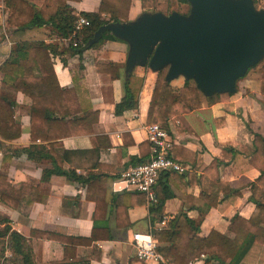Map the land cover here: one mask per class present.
Instances as JSON below:
<instances>
[{
    "label": "crops",
    "instance_id": "0c3cea01",
    "mask_svg": "<svg viewBox=\"0 0 264 264\" xmlns=\"http://www.w3.org/2000/svg\"><path fill=\"white\" fill-rule=\"evenodd\" d=\"M100 1L79 0L68 4L79 14L96 12ZM2 9V15H7L3 3ZM140 9V2L133 1L128 21L136 20L141 14ZM11 34L17 36L13 30ZM21 38L59 44L58 52L52 58L59 86L71 87L73 74L82 79L93 110L98 111V120L93 125L94 134L63 138L61 146L54 149L63 158L65 170H74L88 182H73L65 176L52 175L50 191L44 202H34L31 206L23 203L18 210L0 202V218L9 220L12 229L25 237L29 236L31 229L89 237L92 228L100 225L108 230L111 239L95 242L96 248L78 246L76 252L79 257L89 260L90 264H144L134 255L133 235L149 232V206L145 203L126 209L125 205L116 208L110 196L122 198L127 203L129 199H125V195L135 191L125 188L121 174L149 158V147L141 149L140 145L147 142L144 127L148 124L147 111L156 73L146 66L133 67L130 73L143 78L137 105L117 115L114 108L124 96L123 82L127 71L129 45L125 41H104L94 48H86L79 58L66 50L67 41L57 39L49 27L28 30ZM13 42L8 40L6 47H2L3 42H0V61L8 55ZM104 63L116 65L119 78L112 80L109 74L98 72L96 66ZM1 79L0 72V83ZM183 83V77L172 81L177 88ZM259 83V67L250 69L237 81L235 92L227 100L203 105L168 122L167 131L174 142L172 156L190 165L192 170L184 176L160 174V183L166 182L173 194L162 206V214L169 220L179 214L191 218L198 229L193 243L211 230L231 236L228 226L235 215L249 218L254 211V204L248 200V185L258 177L259 172L247 168L244 160L235 162L227 158L228 163L218 167L219 180L233 189H241L242 195L224 197L220 192L218 204L210 208L200 197V187L193 174L201 176L214 158L221 157L223 148L235 143L250 147L253 133L264 136V96L260 93ZM29 108L30 99L18 93L14 113L22 133L17 140L4 143L0 148V164L3 155H12L7 170L8 182L15 188L22 186L23 190H27L24 185L28 178L38 180L42 171L51 167L49 159L36 163L25 154L17 153L30 146L38 148L45 145V142L30 141ZM95 200L100 206L96 211ZM31 247L36 264H48L63 258L62 245L56 241L31 239ZM92 253L94 256L91 257ZM202 263L201 259L188 262ZM240 264H264V245L253 244Z\"/></svg>",
    "mask_w": 264,
    "mask_h": 264
},
{
    "label": "trees",
    "instance_id": "16d2710c",
    "mask_svg": "<svg viewBox=\"0 0 264 264\" xmlns=\"http://www.w3.org/2000/svg\"><path fill=\"white\" fill-rule=\"evenodd\" d=\"M70 1L79 0H3V6L7 11L6 25L19 36H23L28 30L49 27L57 39H68L66 50L77 54L79 58L86 48H94L104 41H123L110 32H104L98 42L88 45L94 32L101 25L127 22L131 3L135 0H101L96 12L79 14H76L68 4ZM137 1L140 2L142 9H155L163 15L179 12L180 4L188 3L186 0H164L158 4L155 0ZM255 3L256 0H253V4ZM78 16L86 18L89 25L75 31ZM74 42L76 45H73ZM58 45L43 40L21 38L13 42L8 55L0 61L2 74L0 148L4 143H10L21 136V125L15 120L14 113L17 94L21 93L30 99V141L45 142V145L38 148L30 146L17 153L25 154L28 159L36 163L44 158L51 162V167L42 171L40 179L28 178L24 185L27 190H23L22 186L15 188L8 182L7 170L12 155H3L0 164V202L15 210H18L23 203L31 206L34 202H44L50 191L49 181L52 175L65 176L73 182H88V179L77 175L74 170H65L63 158L54 152L56 147L61 146L63 138L94 134L93 125L98 120V111L93 110L87 87L82 79L73 74L71 87L59 86L52 62V58L58 52ZM258 64L250 67L249 70ZM258 66L259 90L264 96V64ZM96 68L100 73L109 74L112 80L119 78L118 68L113 63L98 64ZM166 72L167 68L155 72L156 79L147 111V123H159L165 130L168 129L169 120L203 105L227 100L233 94L214 93L207 96L192 80L187 79H184L183 85L177 88L172 85L173 80L166 79ZM142 84L143 78L126 71L123 82L124 96L115 105V114H121L137 105ZM140 147L147 149L149 145L146 142ZM227 158L235 162L244 160L247 168H254L259 172L258 177L248 185V200L254 204V211L249 218L235 215L228 226L231 236L211 230L205 237L193 243L198 229L191 218L180 214L169 220L162 229H157L156 226L163 215L162 206L173 196L166 182L160 183L158 177L154 186L157 201L148 205L150 231L157 239L158 251L167 260V264H188L194 259H201L202 264H240L253 244L264 245V136L253 133L250 147L235 143L234 146L223 148L221 157L214 158L201 176L193 174L200 187V197L207 208L218 204L220 192L224 197L242 195L241 189H233L228 183L219 180L218 167L227 164ZM86 197L88 198V195ZM127 198L129 201L125 203L122 198L110 196L116 208L119 205H125L126 209L129 206L145 204L141 192L127 193L125 199ZM99 208V201L95 200V211ZM104 229L100 225H95L89 237L66 236L53 231L31 229L29 236L25 237L12 229L9 220L0 218V260L7 259L5 252L8 249L10 251L8 259L11 262L36 264L31 239H41L56 241L63 248V258L59 261H50L48 264H90L89 260L77 255V247L96 248L95 242L111 239L112 236L107 229L105 234L102 233Z\"/></svg>",
    "mask_w": 264,
    "mask_h": 264
},
{
    "label": "water",
    "instance_id": "95a60500",
    "mask_svg": "<svg viewBox=\"0 0 264 264\" xmlns=\"http://www.w3.org/2000/svg\"><path fill=\"white\" fill-rule=\"evenodd\" d=\"M189 14L143 13L136 20L98 27L129 45L126 69L167 68L166 79L192 80L205 95L234 93L237 81L264 58V9L253 0H186Z\"/></svg>",
    "mask_w": 264,
    "mask_h": 264
},
{
    "label": "built area",
    "instance_id": "2783aa9c",
    "mask_svg": "<svg viewBox=\"0 0 264 264\" xmlns=\"http://www.w3.org/2000/svg\"><path fill=\"white\" fill-rule=\"evenodd\" d=\"M87 25H89L88 20L78 16L75 31ZM64 41L68 43V39H64ZM73 45H76V42ZM144 129L149 145V158L139 165L124 170L121 174V180L125 188L143 193L145 203L150 205L157 201L154 186L161 173L170 172L182 175L191 171L192 168L190 165L183 164L173 158L174 142L168 131L159 123L147 124ZM168 221L169 217L162 215L156 228L162 229ZM158 245L150 228L149 232L145 234L135 233L133 235L134 255L144 264H167V260L158 251Z\"/></svg>",
    "mask_w": 264,
    "mask_h": 264
},
{
    "label": "rangeland",
    "instance_id": "374dc122",
    "mask_svg": "<svg viewBox=\"0 0 264 264\" xmlns=\"http://www.w3.org/2000/svg\"><path fill=\"white\" fill-rule=\"evenodd\" d=\"M162 1H164V0H155V2L157 4L162 2ZM2 3H3V0H0V42H3L2 47H6L8 40L10 42H13V40H16L17 38L20 39V36L18 34H17V36L12 35L11 34V31H12L11 28L8 27V25H6V16L7 15H4V16L2 15V11H3ZM254 7L257 10L261 9V8L264 9V0H256ZM189 10H190V6L188 3L180 4V6H179V12L180 13H182L184 15H188ZM154 12H156L155 9H153V10L140 9L141 14H143V13H154ZM141 14H139L137 17H139ZM24 34H23V36H24ZM261 64H264V58L262 59V61L258 65H261ZM258 65L255 68L259 67ZM5 257H7V259H1L0 264H15L8 259L10 257V251L8 249H6Z\"/></svg>",
    "mask_w": 264,
    "mask_h": 264
}]
</instances>
